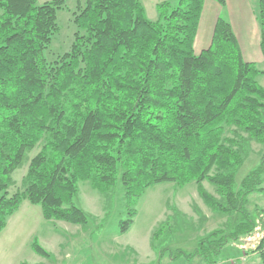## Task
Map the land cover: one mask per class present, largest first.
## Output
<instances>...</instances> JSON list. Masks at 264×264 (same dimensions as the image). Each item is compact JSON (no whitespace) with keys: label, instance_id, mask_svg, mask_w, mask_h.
<instances>
[{"label":"trees","instance_id":"1","mask_svg":"<svg viewBox=\"0 0 264 264\" xmlns=\"http://www.w3.org/2000/svg\"><path fill=\"white\" fill-rule=\"evenodd\" d=\"M205 1L161 2L152 21L141 0H85L73 13L71 50L49 62L45 51L60 31L57 14L66 0H0V232L26 200L48 222L88 225L76 198L80 183L89 182L108 200L121 185L124 235L148 188L195 182L204 203L228 221L201 238L194 254L179 251L172 260L218 264L226 246L259 235L244 250L264 264V210L247 209L251 195L264 193V152L236 184L251 142L264 145V88L257 80L264 70L243 59L222 18L210 47L195 53ZM259 20L264 58V0ZM40 144L24 189L9 196L14 172ZM169 227L161 224L153 241ZM32 249L51 258L37 241Z\"/></svg>","mask_w":264,"mask_h":264},{"label":"rangeland","instance_id":"2","mask_svg":"<svg viewBox=\"0 0 264 264\" xmlns=\"http://www.w3.org/2000/svg\"><path fill=\"white\" fill-rule=\"evenodd\" d=\"M141 1L146 7L147 16L156 21V0ZM45 2L39 0L38 4ZM76 3L75 0L66 1V8L57 14L60 31L45 51L49 62L71 50L75 33L78 31L73 22ZM214 13L231 24L234 33L239 37L244 31L248 38V33L251 36L256 30V36L260 37L259 0H227L225 6H220L219 11L207 5V18ZM205 26L203 23L199 31L205 32L208 29ZM258 68L261 69L259 65ZM257 80L264 88V76ZM40 150L41 144L27 155L24 165L14 172L13 183L8 190L9 196L24 189L23 179L30 161ZM263 152L264 145L251 142V153L236 176L238 186L259 164ZM203 185L207 192L219 198L213 185L208 182ZM79 189L76 205L89 216L88 225L48 222L42 215L41 207L26 200L17 212L7 219L6 228L0 232V264H168L179 251L187 255L194 254L201 238L227 223L210 214L213 212L200 197L195 182L182 188L174 183H163L146 190L138 203L134 225L128 233L122 235L120 221L125 219V213L121 185L118 184L111 200L94 190L89 182L80 183ZM255 207L264 210V193L250 196L247 209L254 213ZM166 221L170 222V227L165 231V235H161L154 242V233ZM169 229L172 234L166 236ZM259 238L260 236L256 235L248 239V243H239L237 248L244 250L253 247L257 245ZM34 241H37L51 258L36 254L32 249ZM165 249L167 250L160 260L159 251ZM227 253H222L220 264H232L235 257ZM198 259L200 258H180L173 261H176L174 264H200Z\"/></svg>","mask_w":264,"mask_h":264},{"label":"crops","instance_id":"3","mask_svg":"<svg viewBox=\"0 0 264 264\" xmlns=\"http://www.w3.org/2000/svg\"><path fill=\"white\" fill-rule=\"evenodd\" d=\"M44 1L48 2V1H52V0H44ZM66 1H68V0H66ZM70 1H72V0H70ZM75 1H77V3L75 4L76 9H77V6L79 5V3H81V4L84 3V0H75ZM177 1L178 0H156L154 2V5L156 7L157 4H159L161 2H170L171 4L174 5V4H176ZM38 2H39V0H38ZM226 3H227V0H226ZM207 5H210L213 10H216V11L220 10V5L217 2H215L213 0H206L205 1L204 9H203L202 16L200 19L199 28L204 23V24H206L205 27H208V29L205 32L204 31L202 32V31H199V28H198L197 36H196V39L194 42V50L197 51L196 54H200L201 52L207 50L210 47V45L212 43V39H213V33H214L216 22H217L218 18H220L215 13L213 16H210L209 18H207V15H205ZM144 7H145V5H144ZM145 9H146V7H145ZM146 13H147V10H146ZM156 14L158 15V12ZM212 18H213V24H211ZM157 19H158V17H157ZM205 20H206V22H205ZM152 21H154V20H152ZM256 32H257V30H256ZM256 32L255 33L253 32L251 36L248 33V38H247V33H246V35H244V31L241 32V36H240L241 38L237 34H235V33L234 34L236 35V37L238 39L243 59L246 62L256 64L257 67L259 65L261 67L260 70H264V58H263V55H262V52L260 49V37L256 36ZM257 35H258V33H257ZM210 214H212L215 217H218L219 218L218 220H221L224 223H226L228 221L227 216L218 215V214L216 215L215 213H210ZM237 247H238L237 245L236 246L235 245H228L223 250V252H225V253L228 252L227 255L229 254V255L235 257L232 260V264H262L260 257L257 253L246 254L245 250H243V249L240 250ZM233 248H235V249H233ZM229 250H231V251L229 252ZM198 260H200L199 261L200 264H205L202 258H200ZM174 262H176V261L170 260L168 262V264H174ZM218 264H220V263H218Z\"/></svg>","mask_w":264,"mask_h":264}]
</instances>
